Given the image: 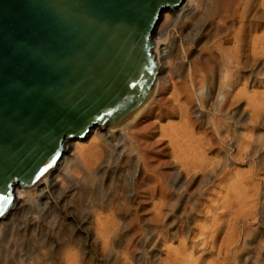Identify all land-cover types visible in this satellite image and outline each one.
<instances>
[{
  "label": "rangeland",
  "instance_id": "obj_1",
  "mask_svg": "<svg viewBox=\"0 0 264 264\" xmlns=\"http://www.w3.org/2000/svg\"><path fill=\"white\" fill-rule=\"evenodd\" d=\"M198 2L188 5L179 14L176 11L164 13L163 16L169 15V18L161 17L160 28L154 35L158 38L164 34L170 50L172 67L165 69L160 78L164 80L170 72L178 90L168 87L154 112L158 124L147 140L152 145L146 151L148 168H144L129 149L123 153L120 149L114 151L111 138L103 137L102 161L92 177L91 174L86 176L83 167L76 166L72 150H67L65 145L63 153L67 150V156L74 163V166L71 164L72 175L61 174L62 178L43 196L38 197L40 192L35 190L19 206L14 208L15 204H12L8 211L10 215L0 225V264H178L180 260L171 252L184 244L186 234L193 227L183 224L182 211L186 208L187 196H179L191 181L194 187L190 191H193L201 179L197 172L186 179L180 172L181 164L186 160L195 163L201 159L209 160L220 165H217L218 173L228 152L231 156L236 154L233 138L237 137L236 146L238 142H246L244 146L250 144L251 147L249 145L250 148L246 149L243 146L246 150L233 165V172L236 170L243 177L252 172L255 162H260L261 169L264 168V55L260 49L252 51L248 44L255 35L264 37V18L260 17L263 15L256 6L260 0ZM236 34L239 39L235 41ZM230 84L234 94H239L235 100L228 88ZM225 90L230 95L227 101L223 99ZM258 111L260 120L250 118V113ZM154 120L151 118L147 123ZM165 128L170 130L163 133ZM172 133L174 146L169 144V134ZM210 136H214L212 141ZM92 138L91 135L85 140L83 148L90 146ZM207 138L210 139L208 143ZM220 142L224 145L220 146ZM201 144L206 146L201 148ZM185 151L188 153L181 154ZM208 176L214 178V173L209 172ZM143 177H156V186L174 191L170 200L173 210H167V217L161 222H152V204L148 195L147 199L141 198L142 194L135 197V180ZM260 177H264V171ZM18 189L14 190L13 202L18 198ZM260 202L264 208V195ZM129 206L135 210L129 213ZM132 214L143 219L138 223L139 235L128 240L124 234L137 225ZM111 215L120 232L117 238L109 239V245L105 247L97 219L108 220ZM111 229L109 227V231ZM178 230L182 231L181 235ZM244 230L239 264H254L252 257L256 241L252 235L258 230L256 240L264 241V220L248 224ZM227 233L228 228L224 226L216 246ZM186 247L190 248L185 249L188 254L193 247L189 244ZM129 249L131 252L128 253ZM199 254L194 251L192 259ZM212 256L203 257V262L211 261Z\"/></svg>",
  "mask_w": 264,
  "mask_h": 264
},
{
  "label": "water",
  "instance_id": "obj_2",
  "mask_svg": "<svg viewBox=\"0 0 264 264\" xmlns=\"http://www.w3.org/2000/svg\"><path fill=\"white\" fill-rule=\"evenodd\" d=\"M183 0H0V219L66 143L117 127L157 76L153 30Z\"/></svg>",
  "mask_w": 264,
  "mask_h": 264
},
{
  "label": "bare ground",
  "instance_id": "obj_3",
  "mask_svg": "<svg viewBox=\"0 0 264 264\" xmlns=\"http://www.w3.org/2000/svg\"><path fill=\"white\" fill-rule=\"evenodd\" d=\"M196 1L197 0H188V1L183 0L181 5L177 9H173L171 11L168 10L165 11L164 13L176 11L179 14V12L185 11L188 5H191L192 3L195 4ZM198 3H200V0ZM256 6L260 15L264 16V0H260V2H258ZM198 10L199 9H197V11ZM164 13L161 15V17L164 15ZM263 16L260 17L264 18ZM161 17L158 20L157 26L154 28L152 35L155 44V52H156L158 68H157V76L155 78V81L153 82V85L151 86V90L149 91V93L143 98L141 103L117 127L110 128V126L107 127L104 126V128H100L99 126H94L92 127V129L88 131V133L84 137L79 139H74L66 143L68 148L67 150L71 149L74 154L73 159H75L76 161V166L78 168L83 167V169L85 170L84 174L86 176L91 174L92 177L97 165H99L102 161L101 147H102V143L105 142L103 140V137L111 138V142L114 143L113 145L114 151L120 149L121 153H123L129 149L131 153L135 154L137 160L143 163L144 168H148L146 165V161L148 159V157L146 156V151L152 145L147 140L150 138L152 134L153 127H155L156 124H158L157 121L154 120L155 118L154 112L159 107L161 100L163 99V93L164 91H166L168 87L175 88L176 92L178 90L175 87L169 75L170 72L166 74L164 80L160 78V74L163 73L165 69H170L172 67L170 62V50L167 45L168 38L167 37L165 38L164 34L158 36V38L154 37L159 27ZM163 17H165V19L168 20L169 15H165ZM234 37H235V41L239 39L238 34H236ZM248 44L250 45L252 51L253 50L257 51L258 49H260L264 55L263 36L262 37H258L256 35L253 36L250 40H248ZM228 88L229 90H231L230 93L232 94V99L233 100L237 99L239 94L238 95L234 94L233 91L234 89H232L233 88L232 86ZM223 94H225V96H223V99L225 98V100L228 96L230 97L228 91L226 90L225 92H223ZM175 95L176 93L174 92L173 93L174 101H175ZM227 104L228 103H226V105ZM232 105L233 104L231 105L229 104V106ZM250 115H251L250 118H254L257 121L260 120L261 113L259 111L253 114L250 113ZM151 118H153L154 121L147 123V121ZM188 129L191 128L189 127ZM188 129H184V130L188 132L187 131ZM168 130H170V128H165L163 130V133ZM216 134L218 135V132ZM91 135L93 136V138L90 142V146L87 149L83 148L85 140ZM213 137H211V141ZM225 139L227 140L228 137ZM215 140L217 139L215 138ZM209 141L210 139L207 138L206 143H208ZM236 141H237V137H234L233 142H234V147L237 150L236 154L234 156H231L227 151L228 155L225 157L224 163L222 165L223 166L222 170L218 173L216 172L218 170V166L220 165L211 162L209 160L205 161L204 159H201L198 160L197 163H195V161L193 160L187 161L185 159L186 161H184V163L180 162L182 163L180 172L184 176H186V179L188 175L191 177V175L196 174V172L198 174L200 173L201 179L198 181V184L196 185L193 191H190L194 187V183L191 181L190 184L181 191L179 196L180 198L187 196L186 208L185 210L182 211L183 224L186 225L187 227H189L190 225L193 227L190 228L189 232L186 234L184 239L185 240L184 244L181 243L179 248L174 249V252H171V255L175 256V258H178V260H180L178 264H202L205 263L203 262V257L210 255L212 256L214 254L215 257L212 256L213 259L209 262H206L205 264H239L240 262L239 258H241L240 254H242L241 250H243L240 247V243H242L243 242L242 239L245 238L243 236L245 232L244 227L248 224H252V223L257 224L259 223L260 220L262 221L264 220V208L262 207L263 204H261L260 202L261 197L264 195V193H262V188H264V177H260V174H262L264 168L261 169L260 162H255L253 163L254 165L251 168L252 172H248L243 177H240L239 174L236 173V170L235 172H233L234 170L232 167L237 163L238 160H240L242 156V152L251 147L250 144H249L250 147L248 144H247L248 146L245 147L244 144L246 142H238L236 146ZM169 144L171 146H174L173 133L169 134ZM220 144L223 143L220 142L219 145ZM205 146L206 145L203 144L200 145L201 148ZM222 148L225 147L222 146ZM220 149L221 147L219 148V150ZM67 150L65 153H63L60 156L59 160L57 161L55 167L52 170L48 171L40 179L35 181V183H33L31 186L26 188H19L17 190L18 198H16L15 202H13L15 204V206H13L14 208L19 206L21 202L23 203V200L31 196L32 191L36 190L40 192V195H38V197H40L45 192L48 193L50 188L53 187V185L56 184L58 179L61 177V174L72 175L71 164L73 163V160L71 159V157L67 156L68 155ZM187 151H189V149ZM187 151L181 152V154H186L188 153ZM174 152L176 153V155L179 156V154H177V151ZM178 152H180V150ZM72 166H74V163ZM209 172L214 173V178L208 176ZM175 179L176 178H174V180ZM156 183H158L156 177H152V178L148 177V179L143 177L136 179L134 184L135 197L142 194L144 196L143 197L141 196V198L147 199V195H148L149 200L151 201L152 204V213H153L152 222L154 223L161 222L163 219L165 220V218L167 217L166 216L167 214L165 212L167 210H170L172 212L173 207L170 204L171 202L170 200L174 192L173 189L169 187H165L162 185L156 186L155 185ZM151 184H153L154 186H152ZM154 199H156V202H153ZM221 209L223 211L221 213H217ZM127 210L130 213L132 210H135V208L129 206ZM9 215L10 213H8L5 217H3L0 220V225L4 223V221L8 218ZM132 215L135 216L134 220L137 222V225L136 226L133 225V228L135 227L134 230L132 228L131 232L124 234L125 239L127 238L128 240H133L134 238H136V236L139 235L140 229L138 223H140V219H143L136 214H132ZM112 216L113 215L109 216L108 220L104 218H103L104 220L102 218L97 219V223H99L98 231L101 233V238L105 243V247L109 245V239H111L112 237L117 238L118 233L120 232V231L118 232L119 228H117V225H115L116 222L115 220H113L114 218ZM224 226L228 228V233L226 237H224L221 240L219 245L216 246V241L218 240V237L221 235ZM109 227H112L110 231H109ZM177 232H179V230ZM259 232L258 230L257 232H255L254 230L253 231L254 234L252 235L254 236L253 240L256 241L253 246V257H252L254 264H264V241L256 240L257 238L256 236L259 235ZM181 234L182 231H180L178 235ZM158 237L161 238L160 236ZM187 244L193 247L191 252H189L188 254L185 253V249L186 251L190 249L189 247L185 248ZM194 251L200 254L197 258L192 259V257L194 256L193 255ZM129 252H131L130 249L128 250V253ZM249 261L250 260L247 259L248 263Z\"/></svg>",
  "mask_w": 264,
  "mask_h": 264
},
{
  "label": "crops",
  "instance_id": "obj_4",
  "mask_svg": "<svg viewBox=\"0 0 264 264\" xmlns=\"http://www.w3.org/2000/svg\"><path fill=\"white\" fill-rule=\"evenodd\" d=\"M202 5H203V3H202ZM202 5H201V7H202ZM201 9V8H200ZM199 12V11H198ZM196 15H197V13H196Z\"/></svg>",
  "mask_w": 264,
  "mask_h": 264
}]
</instances>
